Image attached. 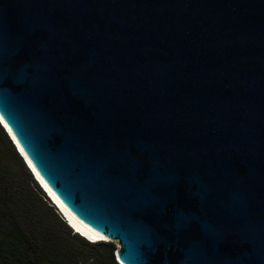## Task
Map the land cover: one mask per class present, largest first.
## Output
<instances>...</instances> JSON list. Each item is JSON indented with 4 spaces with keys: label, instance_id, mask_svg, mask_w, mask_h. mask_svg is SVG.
Returning <instances> with one entry per match:
<instances>
[{
    "label": "water",
    "instance_id": "obj_1",
    "mask_svg": "<svg viewBox=\"0 0 264 264\" xmlns=\"http://www.w3.org/2000/svg\"><path fill=\"white\" fill-rule=\"evenodd\" d=\"M0 117L120 263L264 264V0H0Z\"/></svg>",
    "mask_w": 264,
    "mask_h": 264
},
{
    "label": "trees",
    "instance_id": "obj_2",
    "mask_svg": "<svg viewBox=\"0 0 264 264\" xmlns=\"http://www.w3.org/2000/svg\"><path fill=\"white\" fill-rule=\"evenodd\" d=\"M0 128L16 153L7 131ZM17 156L37 192L44 195L31 169ZM51 207L59 216L30 200L24 182L13 184L0 176V264H121L112 241H89L74 232L53 202Z\"/></svg>",
    "mask_w": 264,
    "mask_h": 264
},
{
    "label": "rangeland",
    "instance_id": "obj_3",
    "mask_svg": "<svg viewBox=\"0 0 264 264\" xmlns=\"http://www.w3.org/2000/svg\"><path fill=\"white\" fill-rule=\"evenodd\" d=\"M0 126L6 132V129L2 126L1 123H0ZM7 135L9 137V139L11 140V137L9 136V134H7ZM11 142L15 148L16 153L22 158L24 164L29 169V167L27 166L23 157L18 152L14 142L12 140H11ZM16 153L12 150L10 144L8 143L6 137L3 135V132L0 128V174H1L0 176L4 179L8 180L9 182L13 183V184L24 182L25 187H26V194L30 200L34 199V200L38 201L40 203V205L43 206L44 210H46L48 213H52V214L56 213L57 214L55 209L53 207H51L52 201L49 198V196L47 195V193L42 195V194L37 192L34 183L32 181H30L29 178L27 177V172L24 169L22 162L20 161V159ZM34 179H35V177H34ZM112 242L116 246L115 255H116V259H117V251L119 248H118L115 241H112Z\"/></svg>",
    "mask_w": 264,
    "mask_h": 264
},
{
    "label": "bare ground",
    "instance_id": "obj_4",
    "mask_svg": "<svg viewBox=\"0 0 264 264\" xmlns=\"http://www.w3.org/2000/svg\"><path fill=\"white\" fill-rule=\"evenodd\" d=\"M0 120L3 122V120H2V118L0 117ZM1 123V122H0ZM4 123V122H3ZM4 125H5V123H4ZM6 126V125H5ZM15 139V138H14ZM16 141V140H15ZM17 145H18V143H17ZM18 147H19V145H18ZM17 148V147H16ZM17 150H18V148H17ZM19 150H20V152L22 153V155L25 157V159L28 161V159L26 158V156L24 155V153L22 152V150L20 149V147H19ZM19 152V151H18ZM19 152V153H20ZM20 153V154H21ZM22 156V157H23ZM24 157H23V159H24ZM25 159H24V161H25ZM26 162V161H25ZM29 162V161H28ZM27 164V163H26ZM30 164V163H29ZM31 165V164H30ZM28 166V165H27ZM32 167V166H31ZM33 168V167H32ZM34 170V169H33ZM34 172H35V170H34ZM35 174H36V176L38 177V179L40 180V182L43 184V186L48 190V188L46 187V185L43 183V181L41 180V178L38 176V174L35 172ZM34 175V174H33ZM48 192H49V194L53 197V195L50 193V191L48 190ZM54 198V197H53ZM54 200H55V198H54ZM56 201V200H55ZM56 203L60 206V208L62 209V211L64 212V214L66 215V218L68 219V221H69V223L71 224L70 226H71V228L73 229V230H76V233H79L80 235L82 234L83 236H85V237H87L88 239H90V240H100L99 238H93V237H91L90 235H88L76 222H74L71 218H70V216L67 214V212L65 211V209H63V207L56 201Z\"/></svg>",
    "mask_w": 264,
    "mask_h": 264
},
{
    "label": "clouds",
    "instance_id": "obj_5",
    "mask_svg": "<svg viewBox=\"0 0 264 264\" xmlns=\"http://www.w3.org/2000/svg\"><path fill=\"white\" fill-rule=\"evenodd\" d=\"M13 141V140H12ZM16 146V145H15ZM33 173V172H32ZM35 177V176H34ZM36 179V178H35ZM37 180V179H36ZM52 201V200H51ZM53 202V201H52ZM55 204V203H54ZM56 205V204H55ZM59 213L61 214V216L64 218V220L70 225L68 219L66 218V215L64 214V212L62 211V209L60 208L59 205H56ZM75 232V231H74ZM104 240V239H103ZM122 264V263H121Z\"/></svg>",
    "mask_w": 264,
    "mask_h": 264
}]
</instances>
